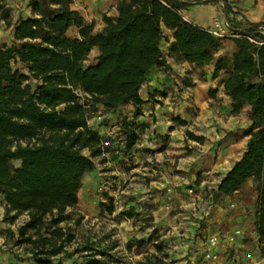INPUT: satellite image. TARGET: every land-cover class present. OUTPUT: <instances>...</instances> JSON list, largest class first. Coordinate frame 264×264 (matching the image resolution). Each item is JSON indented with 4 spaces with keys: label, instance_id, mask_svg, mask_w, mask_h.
Instances as JSON below:
<instances>
[{
    "label": "trees",
    "instance_id": "obj_1",
    "mask_svg": "<svg viewBox=\"0 0 264 264\" xmlns=\"http://www.w3.org/2000/svg\"><path fill=\"white\" fill-rule=\"evenodd\" d=\"M48 1L57 8L47 12L33 2L38 17L20 21L16 42L0 49V196L9 211L29 216L18 231L22 241L35 246V256L44 252L52 242L45 233L68 220L86 174L103 154L102 138L90 128L88 104L81 97L106 111L133 104L137 114L149 72L167 67L161 48L166 27L174 32L171 58L199 67L215 62L214 78L222 71L229 74L224 89L232 100V113L251 108L247 149L221 181L217 194L233 196L248 181L256 183L259 253L264 258V46L257 47L247 38L260 23H246L241 37L231 39L236 46L231 59H216L224 40L180 13L190 5L214 0H115L118 17H105L106 27L98 34L71 8L73 0ZM224 2L228 11L231 6ZM73 27L78 28L79 38L68 37ZM95 48L97 62L88 65ZM18 62L28 74L14 69ZM31 80L38 83L35 89ZM121 130L126 146L133 147L139 136L128 118ZM187 136L202 141L190 131ZM14 161L21 162L19 168H13ZM29 231L33 234L25 238ZM60 253L55 247L53 255Z\"/></svg>",
    "mask_w": 264,
    "mask_h": 264
},
{
    "label": "crops",
    "instance_id": "obj_2",
    "mask_svg": "<svg viewBox=\"0 0 264 264\" xmlns=\"http://www.w3.org/2000/svg\"><path fill=\"white\" fill-rule=\"evenodd\" d=\"M221 1L197 3L180 13L186 21L205 29L226 17H233L236 26L242 23L240 20L243 23L264 22V2L255 5L254 0H248L242 5L227 0L232 4L227 11ZM71 8L81 14L86 24L94 25L95 34L102 33L106 27L105 17L113 20L118 17L115 0H73ZM32 17L35 16L30 14L22 20ZM69 31L76 32L79 38L78 28L73 27ZM163 31L172 43L174 32L166 27ZM225 42L236 48L231 39L222 43ZM221 54L216 53V59ZM98 56L99 50L93 49L87 64L95 65ZM165 58L167 67H154L149 72L140 91L143 104L137 114V107L133 104L112 111L100 106L98 115L88 121L90 128L103 140L118 133L125 118L134 124L144 123V128H138L139 140L133 147L128 148L126 143H121L105 149V153L95 159L94 170L88 172L83 180L75 210L82 217L97 221L101 213L97 206V193L103 188L106 191L103 195L114 204L112 215L116 222L122 221L118 214L124 211L152 212L158 218L161 212L165 214L163 199L170 195L165 188L172 185L173 210L177 214L171 221L177 238L172 240L174 249L168 258L173 264H204L208 239L215 234L228 235L236 228H241L244 235L235 244L220 247V264H264V258L258 254V203L254 212H248L246 205L251 203V196H248L236 210L223 212L222 207L229 208L236 199L224 195L218 197L217 194L221 181L243 157L250 138L248 135L243 144L228 135L232 131L238 135L251 126V122L241 123L243 113H232V100L224 89L229 74L223 76L221 72L214 78L215 62L199 67L177 62L169 55ZM91 59L94 60L91 62ZM180 81L183 91L178 86ZM250 110L249 106L244 108L245 113ZM197 115L199 120L195 122ZM176 119L178 123L180 119L187 123L180 125ZM197 123L202 124V129L195 127ZM194 130L197 135H205L203 143L186 136L187 131ZM165 131L169 133V139L157 136ZM245 186L247 190L253 188V180ZM146 204L150 206V212H144L145 207L148 209ZM125 220L130 222L132 219L125 217ZM8 229L14 230L15 225L4 221V210L0 208V243H4ZM181 235L189 238L185 241ZM0 264H16L15 258L0 251Z\"/></svg>",
    "mask_w": 264,
    "mask_h": 264
},
{
    "label": "rangeland",
    "instance_id": "obj_3",
    "mask_svg": "<svg viewBox=\"0 0 264 264\" xmlns=\"http://www.w3.org/2000/svg\"><path fill=\"white\" fill-rule=\"evenodd\" d=\"M43 1L44 0H0V49L10 47L16 42L15 29L22 19L30 17V14L35 17L38 16L39 13L35 12L33 2L40 4L42 9L47 12L54 11L57 8L55 5L49 3L48 0V4ZM241 1L242 0L232 1L231 3H241L243 5L248 0ZM221 2L222 5L225 6V2ZM260 2L264 1L254 0L255 5ZM228 4L232 7V4ZM193 6L194 5H190L188 8ZM240 22L243 23L244 21L240 20ZM67 35L72 39L77 38L76 32L69 31ZM170 46V37L164 35V39L161 43L164 57L169 55ZM219 52H222L221 57L231 59L236 52V48L232 43L225 42L216 50V53ZM92 60L94 59H91L90 61L92 62ZM13 66L15 70L28 74L27 69L22 63H14ZM225 74L228 73L222 71V75L224 76ZM30 82L35 89L38 83L35 80H31ZM178 86L181 88L183 83L180 81ZM181 91H183L182 88ZM81 102L88 104V121L98 115L100 106L92 105V103H89L85 97H81ZM240 113H243L240 117L241 123L247 124V122H251L252 126L250 112L245 113L243 109ZM194 120L195 122H198V115L194 117ZM129 121L133 123V128L134 126H137V129L134 128L136 132L141 129V127L144 128V123L134 124V121ZM156 121L157 120H155V122ZM175 122L178 123L177 119ZM184 123L186 124L187 122L184 119H180V123L178 124L183 125ZM201 125L202 124L197 123L195 127L200 130L202 129ZM203 126L204 128L207 127L205 124ZM251 126L244 128L245 131L238 135L235 131L230 132L228 134L229 138L244 144L247 141L248 135L252 132ZM195 131L196 130L192 133L195 136L202 138V141H195L203 143L206 139L205 135H197ZM157 136L163 139H169V133L167 131L158 133ZM35 142L36 141H33V143ZM85 154H88V152L85 151ZM12 165L14 169H17L20 167L21 162L14 161ZM168 188L169 187H166L165 189L170 195L165 196L163 199L164 203H162L165 214L161 212L157 218L154 213L150 212V206L146 204L145 206H147L148 209H145V207L144 212L148 211L150 213L142 214L136 212L132 213L130 211L120 212L118 218H122V221L118 222L115 221L114 216L112 215L114 204L110 201V198L103 195L106 191H103V188L99 189L97 193L99 199L97 200V206L101 209L99 219L97 221H93L91 218L86 219L82 217L75 208L68 211V220L64 221L57 227H53L50 233H45V237L52 242L47 244L44 252L38 256H35V246L22 241V237H19L18 234L19 229L25 226L29 221L28 214H17L14 211H9L4 197L0 196V208H3L4 210V221L11 225H15L14 230L8 229L5 231L4 243H0V251L12 254L15 258L16 264H89L94 260H98L99 264H173V261L169 260L168 255L172 254V250L174 249L172 240L177 238L175 237L176 235L173 230V221H171L174 219L177 211L173 210V203L175 200L172 197V185L169 190H167ZM219 196L221 195L218 194V197ZM248 196H251V203L246 205V210L248 212H254L259 198L256 183L254 181L253 188L250 190H247L246 186H244L237 195L235 193L232 197L236 200L230 204L229 208L223 206V212H226V209L236 210L241 204V201ZM232 204L235 206L232 207ZM125 217L132 220L129 222L125 220ZM168 219H170V222H168ZM54 230H60L61 232L51 234ZM31 234H33V232L29 231L25 238ZM36 238L37 237L34 236L33 240ZM180 238L187 241L189 237L181 235ZM55 247L61 249L60 254L53 255ZM258 254L260 255L259 246ZM164 259L167 261H164Z\"/></svg>",
    "mask_w": 264,
    "mask_h": 264
},
{
    "label": "built area",
    "instance_id": "obj_4",
    "mask_svg": "<svg viewBox=\"0 0 264 264\" xmlns=\"http://www.w3.org/2000/svg\"><path fill=\"white\" fill-rule=\"evenodd\" d=\"M225 9V6L223 5ZM239 26L234 25L233 17H226L224 20H218L214 24L207 28V30L216 38L219 39H233L241 37L240 32L247 27L246 23H240ZM249 41L257 47L264 46V24L260 23L253 33L247 37ZM121 143H126L121 129L119 132L111 136L107 140L101 142L103 149V154L105 149L118 146ZM102 154V155H103ZM235 205L232 204V207ZM244 235L241 228H236L234 231L228 235L222 236L215 234L211 236L207 241V249L204 255V264H220V247L229 246L235 244L238 239L242 238ZM250 257V256H249Z\"/></svg>",
    "mask_w": 264,
    "mask_h": 264
}]
</instances>
